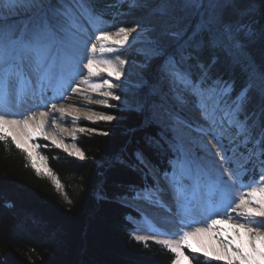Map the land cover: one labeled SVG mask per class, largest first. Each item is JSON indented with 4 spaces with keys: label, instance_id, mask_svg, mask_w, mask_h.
Listing matches in <instances>:
<instances>
[{
    "label": "snow or ice",
    "instance_id": "1",
    "mask_svg": "<svg viewBox=\"0 0 264 264\" xmlns=\"http://www.w3.org/2000/svg\"><path fill=\"white\" fill-rule=\"evenodd\" d=\"M133 2L135 4L136 0ZM234 2L235 0H206L207 16L205 18L204 14H201L202 19L196 34L206 33L209 42L214 46L223 44L235 50L243 48L241 36L249 41L254 38L264 39V28L257 30L256 20L224 21L219 10ZM186 4L200 9L205 7V0H186ZM259 4L264 9V0H259ZM13 12L21 15L22 18L14 23H5L6 16ZM85 19L93 32L98 33L95 35V42H92V33L83 23ZM101 23H103L101 18L94 14L92 0H0V142L7 143L11 136L16 147L22 148L10 129L23 128L27 137L32 139L36 135L32 129L33 122L37 121L42 129L48 113L40 112L38 115L32 113L22 120L6 117L23 115L21 111H13V108L20 109L37 97L44 102L49 92H52L50 99L63 98L67 85L72 83L76 76L83 74L82 69L87 70V77L83 82L89 84L93 92L106 89L101 95L114 100L121 99L120 96L113 94L112 89L118 85L110 79L105 78L100 83H90L89 78L99 77L106 72L108 77L120 80L123 75L122 66L126 61L118 53L124 50L132 33L142 29L137 24L107 31L99 27ZM97 53L116 54L115 62L111 59H96ZM97 65H103V69H99ZM161 73L169 84L175 103L181 108L190 106L198 111L204 123L189 121L173 109L164 111V118L170 122L167 127L173 133L169 146L174 153V162L169 161L172 171H165L163 179L167 190L171 192L172 199L167 203L162 200L161 194L165 189L161 187L159 179H156L154 188L145 186L139 190L132 189L134 195L130 199L146 200L150 204L169 210L174 208L180 221L186 227H190L193 223L205 222L211 216L221 214L220 208L214 203V198L220 194L223 201H226L224 215H228L227 209L235 204L233 211L242 209L243 214L248 218L247 223L240 224L239 227L246 228L250 236L264 242V231H261L264 227V172L260 173L258 179L253 176L245 180L250 163L256 162L261 169H264V128L259 133H255L256 123L249 124L248 118L243 120L240 118V113L249 101V91L253 87L258 86L261 98L264 100V72L259 74L258 85L255 72L251 73L247 85L231 103L226 97L231 95L232 85L219 80L207 84V73L194 76L190 68L185 65L183 55L180 59L168 57ZM87 98L91 100V97ZM94 102L108 105L107 99ZM51 110L62 115L67 111L63 106L57 107L55 103L51 105ZM84 115L90 121L113 119V116L104 114L84 113ZM75 119L78 120L79 117ZM52 123H56L55 119ZM193 123H196L195 131L211 135V141L191 140L190 132L185 130H191ZM79 131L83 133L95 129L80 128ZM72 135H75V130ZM51 139L53 144L60 146L54 137ZM225 140L227 144L224 143ZM192 144L196 145V149L202 155H197L196 150L191 147ZM22 150L27 153V149ZM229 153H232L231 157ZM70 154L79 156L80 159L85 158V154L79 149ZM216 157L229 164L227 172ZM237 157L245 158L243 163L239 164L238 170L232 167ZM27 158L31 159L30 153ZM137 159L140 164H145L147 167L141 154H137ZM213 168L219 171V175L211 181L202 182L201 174ZM37 173L39 174V169ZM237 185L239 189L249 190L246 194L241 191L239 195L229 199L232 189ZM57 188H60L59 182ZM201 193L208 199L206 206H200L198 203ZM141 216L148 219L143 212ZM197 216H203V221L197 219ZM228 219L232 217L228 215ZM219 223L220 220L211 219V224L207 228L198 227L192 232L172 233L180 236L177 243L168 240L159 243L175 254L173 264H180L181 256L188 259L183 248L187 247L192 252L200 251L188 243L189 238L204 231L215 230V226ZM135 238L147 243L146 237ZM230 245L229 241L223 246L228 249ZM253 250L264 258V251H259L254 245ZM216 258L228 259L225 256ZM236 260H239L240 264H245L246 261H251V257L237 248L234 258L228 260V264H235Z\"/></svg>",
    "mask_w": 264,
    "mask_h": 264
},
{
    "label": "trees",
    "instance_id": "2",
    "mask_svg": "<svg viewBox=\"0 0 264 264\" xmlns=\"http://www.w3.org/2000/svg\"><path fill=\"white\" fill-rule=\"evenodd\" d=\"M128 3L119 7L118 0H92V7L112 31L136 25L141 12ZM256 21L257 30L264 28V16ZM208 49L188 48L182 50L183 57L194 76L205 69L207 84L219 78L230 83L229 103L248 83L246 62L264 70V39H252L245 50L247 60L237 64L225 54L216 58ZM131 51L136 61H144L134 47ZM110 115L117 120L93 126L95 131L77 140L84 159L41 141L39 153L48 169L39 174L11 136L7 143L0 142V264H173L175 254L162 244L133 237L132 218L141 216L121 201L134 195L132 189L153 186L135 160L137 152L161 173L172 171L169 160L174 153L147 110ZM240 118L255 122V133L264 128V100L257 89L249 91ZM185 250L195 264H222Z\"/></svg>",
    "mask_w": 264,
    "mask_h": 264
},
{
    "label": "rangeland",
    "instance_id": "3",
    "mask_svg": "<svg viewBox=\"0 0 264 264\" xmlns=\"http://www.w3.org/2000/svg\"><path fill=\"white\" fill-rule=\"evenodd\" d=\"M128 1V6L131 10L135 11L136 9L141 12V15H139V19L135 21V24H139L142 30L138 29V32L132 33V36L129 38V42L125 46L124 50L118 53L121 58L126 61V63L122 66L123 75L121 76V79L115 80L113 77H108L106 72L99 77L89 78L90 83H100L105 78L110 79L113 83L118 85V87L112 89L113 94L116 96H120L121 99L114 100L111 97L106 98L101 95V92L106 89H101V92H93L89 87V84L83 82L85 77H87L86 69H82L83 74L76 76L73 81L74 83L72 82L70 83V85L77 86L78 88L82 89V91L86 92L87 95L84 96L83 99L92 103V107L80 108L83 110L84 113L110 115V112L116 111L147 110L150 113L152 120H154L161 127L163 132V138L168 142L167 144H170L173 133L167 127L168 123L170 122L164 118V111L166 109H173L174 111H178L183 117H185L189 121H199L200 123H204V121L200 116L199 112L193 110L190 106L181 108L175 103V100L173 99V93L170 90L169 84L164 79L161 73V69L163 68L164 63L168 59V57L172 56L177 59L178 56L181 57V55H183L182 50H187L188 48L198 50L208 45V50L216 58H218L221 54H225L228 58H231L234 61V64H237L239 61L245 62L247 60L248 56L247 54H245V50L248 43L250 41L252 42V40L249 41L243 36H241L243 48L240 50H235L229 47H225L223 44L221 46H214L209 42L206 33L202 34V36L200 34L197 35V27L202 19L201 14L203 13L205 18L207 16L206 0L205 7H201L200 9H196L195 7L187 5L186 0H169L168 3L166 2V0L162 1L161 3L159 2L160 0H152L156 3L154 6H148L149 0H136L135 4L133 0H118L119 7L120 5H122L123 3L125 4ZM219 11L222 13L225 22H234L237 20H241V22H247L250 19L258 20L260 17L264 16V14H262L264 13V9L261 8L259 0H235L233 4H229L220 9ZM21 18V15H17L15 12H13L6 16L5 23H14L19 21ZM83 23L85 27L89 28V32L92 33V42H95V35L98 33L93 32L92 28L88 25V21L86 19L83 20ZM99 27L103 28L104 30H107V27L104 25V22L101 23ZM132 37H136V39H132ZM133 47L138 52V54H140L144 59L142 63L136 61L133 57L131 51ZM115 55L116 54L101 55L97 53L96 59H111L113 60V62H115ZM246 63H248L247 68L249 70V77L251 73L255 72L256 84L258 85L259 74L261 72H264V70L262 71L251 61H248ZM185 65L189 67L186 62ZM97 67L99 69H103V65H97ZM204 72L206 71L203 68L202 73ZM218 80L224 81V79L222 78H219ZM253 88L259 91L258 86ZM87 97H91V100H89ZM101 99H107L108 105H110V107L108 105L98 104L94 102L96 100ZM85 117L80 118L78 122L70 118L68 126H65V131L69 133L71 137L67 141L65 139H59V142H57L60 145L59 147H57L56 144H53L51 140L47 139L44 134H41L42 136H34L32 139H29L27 136L18 139L19 137L17 136L14 129L10 130L12 131V134L16 136L17 140L20 142L21 145L22 143L20 140L24 141V146H22V149H27V153L31 154V158L36 167L40 171L47 172V165L41 158L39 153V150L43 148L41 141L49 143L54 148L66 153L67 155L74 156L70 153L75 151L76 149H79L81 151V149L77 146V140L82 134L79 129H91V127L97 126L101 122H107L96 120L90 121ZM6 118L9 119L8 116ZM115 120H117V118L113 117V119L108 122H112ZM195 128L196 123H193V128L191 130H185L187 132H190L191 140L199 141L200 139H203L204 141H211V135H204L203 133L197 132L195 131ZM73 130H75L74 136L72 135ZM17 131L19 132L18 129ZM224 143L227 144V140H225ZM191 147L196 150L197 155H202V153H200L199 150L196 149L195 144H192ZM138 153L144 157L147 167L145 166V164L141 165L145 166V168L151 175V178L153 180V188L155 187L156 179H159L161 183L164 182L166 184L163 179V175L159 174L155 165L150 163V161L142 153L137 152L135 154V160L138 161ZM229 156L231 157L232 153H229ZM74 157L79 158V156ZM244 159V157H237L233 161L232 167L238 170L239 164L243 163ZM216 160L220 162L225 172H227L229 164L220 161L219 157H216ZM248 168L249 172L247 177H245L246 181L253 176L258 179L260 173L264 172V169H261L258 163L256 162L250 163L248 165ZM241 174L243 175V173ZM218 175L219 171L213 168L211 171H206L201 174V181H211L212 179H215ZM248 190L249 189L247 188L239 189V185H237L232 189V195L229 197V199H232L235 196L239 195V192L241 191L246 194ZM217 200L218 201L215 205L220 208L221 214L211 216V218H209V225L211 224V219L220 220V223L217 225L226 224V222H229L234 225L232 227L221 226L217 231L218 236L223 237L225 243L226 241L231 242L230 248L227 249V255L225 256L228 259L221 260L217 259L216 257L213 258L214 256L209 255L208 251L205 252L203 251V249H201L199 252L193 253L202 255L207 261L210 262L213 261L222 264H228V260L234 258L235 250L239 248L242 253L251 257V261H246L245 264H264V258H261L259 252L253 250L254 245L255 248L259 251H264V242H261L259 239H254L248 234V232L246 236L247 238H245L247 242H245L241 233L238 232L237 229H235L237 228L235 227V225L239 223V221L235 220V215L240 214V216L245 218L246 223L248 221V218L243 214V210L235 209V211H233V208H235V204H233L231 208L227 209V213L231 217L234 214V217H232V219H228V215H224V203H226V201H223V198L220 194H217ZM121 202L125 205L132 207L133 209L138 210L140 213L144 211L140 207V205H142L140 201H127V199H123ZM147 220L148 219H146V221ZM198 227L207 228L208 226L204 227L195 225L193 229H191V227H185L183 231L192 232ZM261 231H264V227L261 228ZM152 232L153 230L149 226V220L148 223L140 222L137 223V232L134 234V237H146L147 240H154L158 243L159 241L165 240L163 239V236L161 237L160 235H156L155 237ZM225 237L227 239H225ZM236 238H238L239 242L236 240ZM175 239H177V242H179L180 240V238ZM188 243L191 244L194 248L199 249L196 246V242L193 240V237L189 238ZM185 249L188 248H183L184 254L188 257V259H185L184 256H181L180 264H195L192 261L191 257L187 255ZM188 250L191 251L190 249ZM211 252H215V250L212 249ZM205 253H207L208 255H205ZM235 264H240V261L236 260Z\"/></svg>",
    "mask_w": 264,
    "mask_h": 264
},
{
    "label": "bare ground",
    "instance_id": "4",
    "mask_svg": "<svg viewBox=\"0 0 264 264\" xmlns=\"http://www.w3.org/2000/svg\"><path fill=\"white\" fill-rule=\"evenodd\" d=\"M73 89H76V91H73ZM86 95H87L86 92L82 91V89L78 88L77 86L69 84L67 86V90L64 92L63 98H61V99H50V97L52 96V92H49L48 96H47L49 98L48 102H40V101L38 102L37 98L35 100H30L27 104H25L20 109L13 108V111H21V112H23V115H11L8 117H9V119L22 120L26 116L31 115L32 113H36L38 115L40 112H46V113H48V115L46 117V122H45L42 129L39 127V124L37 121H34L32 124V129L34 132H36L35 136H42L41 134H44L45 137L51 141H52L51 137H54L57 142H59V139H65L67 141L71 137L70 134L65 131L66 127L69 124L70 118L73 119L74 121L76 120L78 122V120L80 118L85 117L83 110L80 108L93 106L92 103L85 101L83 99V97ZM53 103L57 104V107L63 106L65 109H67V111L63 115L59 112L52 111L51 105ZM77 116L79 117L78 120L75 119ZM53 119H55V121H56L55 124L52 123ZM18 130H19V132L17 131V129H14L17 136L19 137L18 139H21V138H24L27 136L26 132L23 128H20ZM20 141L22 143V146H24L23 145L24 141H22V140H20ZM172 158L174 160V156L170 157V160H172ZM150 163H152V162L150 161ZM143 168L146 170L144 172L147 173V176L151 177V175L149 174V172L145 168V166H143ZM156 169L159 172V174H161L162 170L159 169L158 167H156ZM160 185L162 188L165 189V191L161 194L162 200H164L165 203L171 201L172 196H171V192L167 190V185L164 182L163 183L160 182ZM141 201H143V200L141 199ZM141 201H140V203L142 205H140V207L144 210L143 212L148 217L149 226L153 230L152 233H154V234L159 233L160 235L166 236L165 232L170 233V234L183 232V230L186 226L176 216L174 208L169 210V209L164 208V207H159L158 205H155V204H150L146 200L144 201V203ZM198 203L200 206H206L207 205L205 203V198H204L203 193H201L199 195ZM232 217H234V214ZM234 218H235V220L239 221V223L237 225H235V227H237L235 229H237V231L241 233V235L243 236V240H245V242H247L245 239V238H247L246 237L247 236L246 228L239 227L240 224H246L245 218L240 216V214L235 215ZM197 219H200L203 221V216H197ZM209 220L210 219H207V221L201 222V223H193V224H191L190 227H191V229H193L195 225L206 227L209 225ZM221 226L232 227L234 225H232L229 222H226V224L216 225L215 230H209L208 232L204 231L198 235L191 236V237H193V240L196 242L195 243L196 246L200 250L203 249V251H205V252L208 251L209 255L214 256L213 258H215L217 256H226L227 255V249H225V247L223 246L225 243L224 238L221 236H218V232H217ZM173 236L177 237L179 235H173ZM236 240L239 242L238 238H236ZM244 247H245V245H244ZM212 249L215 250V252H211Z\"/></svg>",
    "mask_w": 264,
    "mask_h": 264
}]
</instances>
